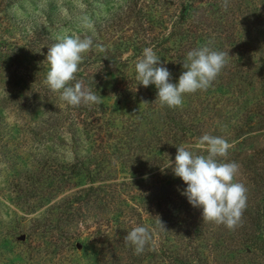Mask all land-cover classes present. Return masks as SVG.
Listing matches in <instances>:
<instances>
[{
  "label": "rangeland",
  "instance_id": "obj_1",
  "mask_svg": "<svg viewBox=\"0 0 264 264\" xmlns=\"http://www.w3.org/2000/svg\"><path fill=\"white\" fill-rule=\"evenodd\" d=\"M224 2L0 0V264H264V0ZM70 35L93 40L71 85L96 104L44 84L48 47ZM201 46L226 66L181 106L136 80L145 48L175 84ZM204 134L231 145L221 159L247 189L235 230L204 223L166 168ZM138 225L152 239L136 255Z\"/></svg>",
  "mask_w": 264,
  "mask_h": 264
},
{
  "label": "clouds",
  "instance_id": "obj_2",
  "mask_svg": "<svg viewBox=\"0 0 264 264\" xmlns=\"http://www.w3.org/2000/svg\"><path fill=\"white\" fill-rule=\"evenodd\" d=\"M227 7V0L224 2ZM93 46L91 37L78 35L63 36L57 43L48 47L46 60L48 71L44 84L48 90L57 93L59 99L67 105L78 107L99 102V97L83 81L76 80V73L83 60V54ZM97 50L104 51L102 45ZM226 54L208 46H201L189 51L185 71L178 82H170V72L161 63L151 47L145 48L135 63L136 80L147 88L154 85L157 99L161 106L179 107L183 97L204 91L211 87L222 69L226 66ZM231 145L222 137L204 134L193 145L177 147L174 163L169 159L166 168H171L175 177L186 185L181 193L193 208L202 209L204 223L223 225L228 230H235L242 220L246 209L247 189L236 181L239 165L235 162H223ZM204 153V154H202ZM159 226L164 225L158 219ZM152 236L148 228L135 226L129 231L124 241L133 247L134 254H142Z\"/></svg>",
  "mask_w": 264,
  "mask_h": 264
}]
</instances>
